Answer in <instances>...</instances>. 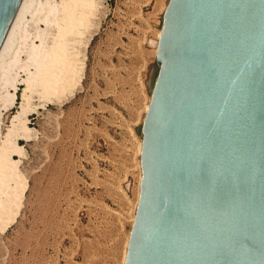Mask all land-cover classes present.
I'll return each mask as SVG.
<instances>
[{
    "label": "rangeland",
    "instance_id": "obj_1",
    "mask_svg": "<svg viewBox=\"0 0 264 264\" xmlns=\"http://www.w3.org/2000/svg\"><path fill=\"white\" fill-rule=\"evenodd\" d=\"M167 3L29 0L0 65V157L25 183L0 264H123ZM59 48L68 73L45 93L38 77Z\"/></svg>",
    "mask_w": 264,
    "mask_h": 264
},
{
    "label": "water",
    "instance_id": "obj_2",
    "mask_svg": "<svg viewBox=\"0 0 264 264\" xmlns=\"http://www.w3.org/2000/svg\"><path fill=\"white\" fill-rule=\"evenodd\" d=\"M156 61L123 264H264V0H168Z\"/></svg>",
    "mask_w": 264,
    "mask_h": 264
},
{
    "label": "bare ground",
    "instance_id": "obj_3",
    "mask_svg": "<svg viewBox=\"0 0 264 264\" xmlns=\"http://www.w3.org/2000/svg\"><path fill=\"white\" fill-rule=\"evenodd\" d=\"M28 2H29V0H21L20 4L18 6V9L16 11V14L14 15L13 21H12V23H11V25H10V27H9V29H8L5 37H4V40H3V42H2V44L0 46V65H1V61H3L4 53L7 52L8 46L12 42L13 32H14L15 26L17 25L18 19H19L20 15L23 13L24 9L26 8ZM37 7H38V5H37ZM66 18H68V17H66ZM70 21H71V19H70ZM72 21H73V19H72ZM73 22H75V21H73ZM74 25H76V24L74 23ZM71 26H72L71 24L67 25V29L66 30H69V33H70V29H71L70 27ZM65 28H66V26H64L63 29H65ZM66 32H68V31H66ZM71 34H72V32H71ZM59 50H60V48L58 49V53H56V50H55V53L53 52V55L49 54L50 56H48V58L49 57H51V58H49V61H47L48 58H47V60H45V61H47V63L46 64H44L45 62L43 63L44 67H43L42 73L40 72L41 73L40 74V78L38 77V79H41L39 81L40 82L42 81V83H40V84H42L44 86V89H45L44 91H46L45 93H48L49 91L54 92L55 88L58 86L59 81L62 79L63 74L66 71V68H68V64H66L67 62L66 63L63 62L64 60L67 61V59L66 58L65 59L60 58L61 54L62 53L64 54L65 51L63 50L64 52H59ZM8 61H10V60H8ZM71 71H72V69H71ZM67 76H68V74H67ZM71 78H69V79H71ZM36 80H37V78H36ZM27 82H29L28 79H27ZM71 82H72V80H71ZM37 83H38V81H37ZM60 83H61V81H60ZM60 83H59V87L61 85ZM28 84L30 85L31 83L29 82ZM33 84H34V82H33ZM65 84H66V86L68 85L67 83H65ZM35 85H36V83H35ZM67 87H69V85ZM15 88H13L11 92L6 91V95L8 96V99H9L10 102H12L14 100V98H15V92H16V89H17V88L15 89ZM26 88L28 89L27 85H26ZM69 88H68V90H69ZM71 89H73V88H71ZM60 90H61V88H60ZM64 90H65V88H64ZM61 91H63V90H61ZM66 91H67V89H66ZM56 92H57V90L55 91V93ZM55 93H54V95H56ZM23 96H26V95L23 94ZM27 97H26V99H27ZM17 117H18V115L15 116V118H17ZM20 123H21V121H20ZM17 148L18 147H16V149ZM11 182H13V185L11 184ZM24 188H25L24 179L17 172L16 165H15L14 161H11L9 158H7V156L5 157V156L1 155V157H0V228H6L8 226V224L11 223L13 221V219L15 218V216L17 214V211H18V208H19V204H20V200H21V196H22V193L24 191Z\"/></svg>",
    "mask_w": 264,
    "mask_h": 264
}]
</instances>
